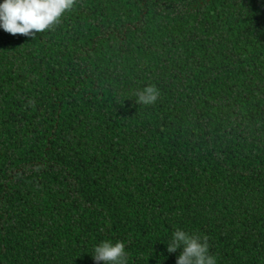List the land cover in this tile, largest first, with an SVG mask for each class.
I'll use <instances>...</instances> for the list:
<instances>
[{
  "label": "trees",
  "instance_id": "16d2710c",
  "mask_svg": "<svg viewBox=\"0 0 264 264\" xmlns=\"http://www.w3.org/2000/svg\"><path fill=\"white\" fill-rule=\"evenodd\" d=\"M178 228L264 264V0H75L0 29V264H97L105 240L176 264Z\"/></svg>",
  "mask_w": 264,
  "mask_h": 264
},
{
  "label": "clouds",
  "instance_id": "9594fccd",
  "mask_svg": "<svg viewBox=\"0 0 264 264\" xmlns=\"http://www.w3.org/2000/svg\"><path fill=\"white\" fill-rule=\"evenodd\" d=\"M75 0H0V29L12 36L32 37L59 22L61 16L72 9ZM159 91L152 85L136 94L138 103L153 104ZM167 252L180 249L176 264H217V258L209 252L208 238L190 235L182 229L173 231L166 243ZM92 259L99 264H128V253L123 241H102L95 245Z\"/></svg>",
  "mask_w": 264,
  "mask_h": 264
}]
</instances>
